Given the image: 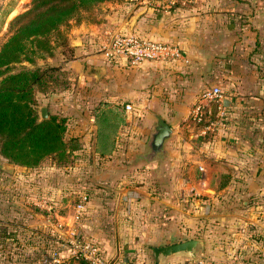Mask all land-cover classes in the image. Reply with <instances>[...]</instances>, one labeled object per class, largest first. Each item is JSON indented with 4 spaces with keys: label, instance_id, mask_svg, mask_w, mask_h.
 Masks as SVG:
<instances>
[{
    "label": "crops",
    "instance_id": "crops-1",
    "mask_svg": "<svg viewBox=\"0 0 264 264\" xmlns=\"http://www.w3.org/2000/svg\"><path fill=\"white\" fill-rule=\"evenodd\" d=\"M5 1L0 0V13ZM230 2L198 0L187 6H157L153 0L104 2L108 7L116 5L117 10L71 28L68 50L75 55L65 64L74 66L81 82L93 80L85 93H90V111L94 114L78 121L75 129L82 143L76 154L81 163L91 161L90 169L88 163L84 165L88 169L84 174L89 172L92 180L78 183L72 198L52 202L55 210L47 216L30 213L32 204L40 203L31 204L29 196L19 201L25 202L26 209L21 222L17 221L19 215L14 220L9 218L10 210L20 206L11 207V203L1 207L7 213L0 215V235L4 229L10 233L12 248L27 242L29 251L46 245L44 254H50L54 247L62 246L60 239L74 228L80 236L97 242L111 264L123 260L156 264L149 259L146 247L150 250L151 246L191 238L202 240L204 248L198 247L193 256H171L165 264H264V203L244 201L220 211L222 230L215 245L216 235L200 222L206 220L203 214L209 211L204 194L213 198L229 188L232 176L234 181L239 178L243 193L253 196L264 190V8L258 0ZM228 4L234 6V13ZM226 11L238 17L233 26H228ZM7 20L0 22V33L6 31ZM122 31L176 43L183 60L139 67L128 66L125 59L105 60L95 47ZM229 50L234 54V84L230 96L223 97L229 121L223 124L213 119L219 111L214 114L207 106L203 123H195L190 117L195 97L223 79L220 65L228 68ZM216 63L217 72L212 68ZM101 67L105 73L96 79ZM136 97H141L145 106L153 102L155 109L148 113L145 109L138 113L133 108L126 110L125 105ZM152 113L164 118L174 135L166 142L168 154L164 159L139 167L140 163L133 160L143 151L141 147L155 123ZM13 167L12 173L0 170V193L7 186L11 188L12 181L23 172L30 175L33 170ZM164 174L170 177L168 183L158 186L152 182V175ZM136 177L144 179L138 181ZM218 177H225L227 184L220 187ZM83 195L88 199L76 219V204ZM234 219L238 229L231 233ZM32 228L37 230L28 232ZM60 249L59 264H81L68 250Z\"/></svg>",
    "mask_w": 264,
    "mask_h": 264
},
{
    "label": "rangeland",
    "instance_id": "rangeland-1",
    "mask_svg": "<svg viewBox=\"0 0 264 264\" xmlns=\"http://www.w3.org/2000/svg\"><path fill=\"white\" fill-rule=\"evenodd\" d=\"M6 3H4V6L6 8V12L8 8H12L13 12L12 15L9 13V15L6 18V15H2L0 17V22L6 21L8 19V27L6 28V31L3 33H0V45L5 41L7 36H9V22L10 20L18 15L26 11L30 6H31V0H6ZM198 0H176V3H180L183 6L187 5H192L194 3H197ZM259 5L264 8V0H258ZM230 3H235L234 0ZM173 5V4H172ZM116 5H113L111 7H108L106 5L100 4L98 6H84L83 8L80 9L78 12V16L75 19L71 20V23L68 25H64L60 27L61 33H64L62 37L58 36L57 39L59 41V46L55 47L54 50V56L52 59L47 60V63L49 66L53 67V70L50 71L51 77H50V82L48 85V89L44 91L43 89L41 91L36 92V105H48L50 108V113L58 118H64L65 119V135L64 138L69 141L68 145H74L77 149L73 150L70 153L66 154V158L62 159L60 161H56V159L52 158H47L44 160L40 166L37 169H33L31 174L28 175L29 173L26 174V172L22 173L18 180H13L12 181V186L11 188H3V191L0 193V209L3 207L6 208V206L15 207V206H20L17 209L12 208L10 212L12 215H10V219H17L18 215V222H21L20 216L22 213L26 210H24V205L25 202L20 203L19 201L26 200V197L29 196V201H33L32 203H40V204H32V207H30V213H40L41 215H46L52 214L54 207L52 208L51 211H47L45 208L46 205L53 204L52 202H57L59 203L60 201H66L68 198H72L76 193H74L73 190L74 187L78 184L81 183V181L85 182H91L92 179H90V174H84L88 169H90L89 162L91 161H85V163H81L78 159V150L81 149V142L79 141V133L75 131L76 127L78 126V121H81L83 118L88 119V115L94 114V111H90L92 109V98L89 95L90 93H85V90L87 92L90 91L91 84L93 82L92 78L86 80L85 82H81L79 78L77 77L76 71L74 66L71 64H65L68 60L72 59L75 53H72L69 47V36L68 33H70V30L73 26L78 25L77 23L81 22H89L93 20H97L98 16H104L107 11H116L117 7ZM217 6V5H216ZM214 6V7H216ZM227 6H231L228 4ZM231 13H234V6H231ZM230 11H226L227 13V23L228 26H233L235 19H237L233 14L230 13ZM5 13V11H4ZM5 17V18H4ZM27 18V17H26ZM23 19L21 21L26 20ZM214 18V17H213ZM216 19H218L216 17ZM232 24H231V23ZM53 34V35H52ZM52 38L56 39V32L52 33ZM108 36L107 38H109ZM105 40V39H104ZM103 40V42H104ZM107 40V39H106ZM98 43V47H95V50H98L100 53V47L101 44L103 43ZM234 49V48H233ZM230 53V57L227 58V64L228 68L224 70L223 66L220 65V71L221 74L223 75V79L221 81H217V85H219L222 89L223 97L230 96V92L233 91L232 85L234 84L233 82V74H234V54L233 50ZM62 53V54H61ZM232 54V55H231ZM41 65H43L40 62ZM25 66L29 65L28 63H24ZM217 66L213 65L212 68H215ZM218 67H216L215 72H217ZM224 70V71H222ZM49 79V78H48ZM90 87V88H89ZM211 87V86H206ZM204 88V89H205ZM202 92L201 91L198 95L195 97V102L197 103L201 97H202ZM153 96V95H152ZM151 98V96L149 95ZM154 99H152L154 102L156 100L155 96H153ZM194 98V97H193ZM141 97H136L135 101L132 105V108L135 112L138 113V110L140 112V109L142 111L145 109V113H148L149 111H153L155 109V104L153 102H150L151 104L149 105V102L146 104L142 101ZM96 102V100H95ZM141 105H143L141 107ZM149 105V107H148ZM208 106L212 108V111L215 114L216 108V103L210 102ZM148 110V111H147ZM49 113V116H50ZM226 112L220 117L215 116L213 119H216L219 123L223 122L225 124L226 122L229 121L228 118H225ZM223 118L222 120H220ZM227 119V120H226ZM145 141V140H144ZM73 146V147H74ZM72 148V147H71ZM141 150H144V145L143 148L141 147ZM0 161L4 163H10L8 162L1 154H0ZM134 162V160H133ZM88 163V169H85L84 165ZM12 164V163H11ZM79 167H76V166ZM139 167L143 165L145 167V163H140L138 164ZM179 167V166H178ZM77 168V170L75 169ZM36 170V171H35ZM80 171V174H79ZM81 178V179H80ZM135 178V177H134ZM152 182H154L156 185H161L163 183H168L170 180L168 176L165 177V174L162 175V177L159 176H151ZM179 178L182 180V176L180 175ZM185 178V176L183 177ZM144 178L141 177H136V180H143ZM239 180V178L237 177ZM237 179L234 181V177L232 176L231 181H230V186L227 189H224L220 193H217L216 196L213 198L211 197L210 194H204L206 206L209 208V211L203 214L205 216L206 220L205 221H200L204 223V227L207 232H214L216 236H214V245L217 244L218 242V237L219 233L222 230V228L219 227L218 224V216L220 211H225L226 207L228 210L232 209V207H238L240 203H243L246 201V203H264V190L263 192L260 193H255L253 196L248 194V193H243L240 189V184H238ZM225 180V177H218L217 182L220 183ZM160 181V182H159ZM162 181V182H161ZM181 182V181H180ZM201 184L203 185L204 183ZM235 184L237 187H235ZM33 186V189H32ZM235 187V188H234ZM32 189V190H31ZM34 190V192H33ZM202 195V194H201ZM63 197V198H62ZM192 198L194 197L191 196ZM32 199V200H31ZM18 202V203H17ZM30 206V204H29ZM2 207V208H1ZM194 208V206H191L190 203V208ZM5 211L0 210V215H3ZM51 212V213H50ZM234 212V211H231ZM7 213V212H5ZM4 217H8V215H4ZM199 218V217H198ZM233 224L229 229H231V233H236V221L235 219L232 220ZM21 224V223H20ZM5 230V229H4ZM37 229L32 228V231H28L31 233H34ZM26 231V230H24ZM18 234V231H16ZM1 233V232H0ZM4 236L0 235V241H3ZM11 237H8L10 239ZM64 237L63 239H60V244L65 241ZM82 239L84 240H90L89 238H85L84 236H81ZM216 238V240H215ZM31 239V238H30ZM5 242V243H4ZM4 247L2 248L4 250L0 251V261L3 264H59L60 261H62V258L60 257V248H64L67 250V248L61 246V247H54V250L52 253L44 254L46 251V245L43 246V248H39L36 252L32 250L26 249L27 246H30L27 244V242H24V244H18L17 246L15 244V247L12 248L11 242H7L6 238L4 239ZM8 243V244H6ZM5 249H8L5 250ZM51 249V248H50ZM146 251L148 253L149 259L152 258V252L151 249L148 250V247H146ZM26 252V253H25ZM48 254V255H47ZM153 259V258H152ZM59 260V261H57Z\"/></svg>",
    "mask_w": 264,
    "mask_h": 264
},
{
    "label": "trees",
    "instance_id": "trees-1",
    "mask_svg": "<svg viewBox=\"0 0 264 264\" xmlns=\"http://www.w3.org/2000/svg\"><path fill=\"white\" fill-rule=\"evenodd\" d=\"M122 1L31 0L26 11L10 20L9 36L0 45V154L8 162L36 169L47 158L60 161L77 149L69 146L64 138V118L50 114L46 119H39L36 92L48 89L53 67L47 60L53 58L55 47L59 46L57 37L64 36L60 27L77 18L84 6ZM12 11L8 8L6 12L3 7L0 15L8 16ZM53 32H56V39L52 38ZM25 62L29 65L25 66ZM195 104L194 101L191 107ZM226 184L225 179L220 187ZM2 235L11 242L9 232L3 230ZM0 247H4L1 242ZM80 262L87 264L83 260Z\"/></svg>",
    "mask_w": 264,
    "mask_h": 264
},
{
    "label": "built area",
    "instance_id": "built-area-1",
    "mask_svg": "<svg viewBox=\"0 0 264 264\" xmlns=\"http://www.w3.org/2000/svg\"><path fill=\"white\" fill-rule=\"evenodd\" d=\"M175 2L176 0H153V3L157 6H170ZM100 54L107 61L125 59L127 65L130 67H139L144 63L165 64L167 62L183 60V53L178 44L144 37L133 31L113 33L101 44ZM210 102L216 103L219 111L218 115L221 117L224 114V109L223 93L220 86L215 85L202 92L201 99L192 107L190 112L193 122L200 123L203 121L206 114L205 108ZM131 108L130 103L125 105L126 110H130ZM87 199V195H83L76 204V219L80 218L82 211H84ZM46 204V210L48 212L51 211L53 207ZM62 246L67 248L69 256L74 259L83 260L88 264H111L101 252L100 245L97 242L82 239L74 228L71 229L69 236L65 238ZM0 264L3 263L0 261ZM117 264L139 263L123 260Z\"/></svg>",
    "mask_w": 264,
    "mask_h": 264
},
{
    "label": "water",
    "instance_id": "water-1",
    "mask_svg": "<svg viewBox=\"0 0 264 264\" xmlns=\"http://www.w3.org/2000/svg\"><path fill=\"white\" fill-rule=\"evenodd\" d=\"M105 73L104 67H101L96 73V79L101 77ZM39 114V119H46L49 117V110L46 105H39L37 107ZM155 118V123L151 126L147 140L145 142L144 150L141 153H138L134 162L137 163H156L164 159L168 154L166 149V142L171 139L174 135V129L171 125L162 118L159 114L152 113ZM22 169L27 167L21 166ZM0 170L7 173H12L14 171L13 164L4 163L0 161ZM204 248L202 240L198 238L186 239L183 241L162 245V246H151L152 258L156 264H165L166 260L177 254H184L193 256L195 255L197 248Z\"/></svg>",
    "mask_w": 264,
    "mask_h": 264
}]
</instances>
